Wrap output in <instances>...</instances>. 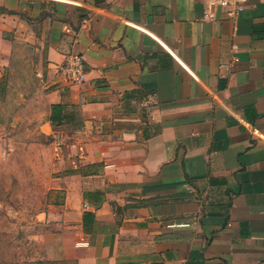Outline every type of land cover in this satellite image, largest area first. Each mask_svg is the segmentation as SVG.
<instances>
[{"label": "crops", "instance_id": "0c3cea01", "mask_svg": "<svg viewBox=\"0 0 264 264\" xmlns=\"http://www.w3.org/2000/svg\"><path fill=\"white\" fill-rule=\"evenodd\" d=\"M208 1L0 0V96L73 130L51 144V260L264 264V0ZM73 51L78 85L55 71ZM59 104L83 126L53 125Z\"/></svg>", "mask_w": 264, "mask_h": 264}, {"label": "rangeland", "instance_id": "374dc122", "mask_svg": "<svg viewBox=\"0 0 264 264\" xmlns=\"http://www.w3.org/2000/svg\"><path fill=\"white\" fill-rule=\"evenodd\" d=\"M29 67L30 72L35 69ZM24 102L17 91L0 96V264H64L49 258L52 241L44 236L55 176L53 139L47 135L49 128L38 134L15 121ZM58 131L70 135L73 130Z\"/></svg>", "mask_w": 264, "mask_h": 264}, {"label": "built area", "instance_id": "2783aa9c", "mask_svg": "<svg viewBox=\"0 0 264 264\" xmlns=\"http://www.w3.org/2000/svg\"><path fill=\"white\" fill-rule=\"evenodd\" d=\"M248 0H209L207 4V11L204 15L205 18H212L213 11L217 9H227L234 7L235 14L243 11L245 4ZM89 19H84L83 24H87ZM56 75L62 80L70 84H82L86 81L87 71L85 66V59L83 54L73 51L68 54L64 61L56 67ZM224 78V74L219 75ZM67 137L61 131H56L53 136L52 145L55 151H61L67 144ZM140 264V263H134Z\"/></svg>", "mask_w": 264, "mask_h": 264}, {"label": "trees", "instance_id": "16d2710c", "mask_svg": "<svg viewBox=\"0 0 264 264\" xmlns=\"http://www.w3.org/2000/svg\"><path fill=\"white\" fill-rule=\"evenodd\" d=\"M51 123L55 126L62 125L65 121L72 123L75 128H81L83 126L82 122H78L75 112H68L65 110L64 105H53L50 117Z\"/></svg>", "mask_w": 264, "mask_h": 264}]
</instances>
